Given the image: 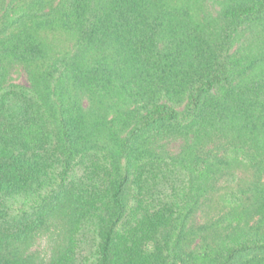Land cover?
Returning a JSON list of instances; mask_svg holds the SVG:
<instances>
[{
  "label": "rangeland",
  "instance_id": "rangeland-1",
  "mask_svg": "<svg viewBox=\"0 0 264 264\" xmlns=\"http://www.w3.org/2000/svg\"><path fill=\"white\" fill-rule=\"evenodd\" d=\"M256 1H164L169 17H164L165 39L157 50L170 59L174 73L160 76L164 83L157 79L152 90L158 95L167 84L170 96L180 100L173 106L181 116L169 126L140 133L136 154L147 149L152 156L141 154L148 163L143 176L148 187L140 203L129 197L124 220L135 226L153 202L156 208L170 200L178 203L173 226L163 231L160 255L148 264H214L224 258L217 253L221 245L238 236L264 235V124L258 118L264 116L258 107L264 103V8L251 15L230 14L234 7ZM50 37L39 56L23 59L7 50L0 59V146L34 154L50 173L59 172L38 189L33 185L0 196V264L18 256L36 264H98V228L93 216H82L81 196L88 198L93 186L100 187L104 169L111 167L108 150L116 145V133H125L119 131L120 116L144 112L138 100L148 84L146 74L143 82L133 73L117 72L126 77L113 73L109 83L80 88L72 80V42ZM57 60L64 63L60 67L66 76L59 87L48 71ZM220 60L228 64L231 84L224 82L225 91L212 92L203 109L187 111L175 81L180 78L187 87L208 64ZM55 92L88 111L84 154L71 163L58 148ZM147 249L156 250L153 241ZM234 264H264V253L242 255Z\"/></svg>",
  "mask_w": 264,
  "mask_h": 264
},
{
  "label": "trees",
  "instance_id": "trees-1",
  "mask_svg": "<svg viewBox=\"0 0 264 264\" xmlns=\"http://www.w3.org/2000/svg\"><path fill=\"white\" fill-rule=\"evenodd\" d=\"M52 1L0 0V59L7 56V50L23 59H26V55L39 56L45 52L44 40L50 35L51 41L72 42V80L80 88L98 86L100 82L109 83L113 73L124 78L126 75H119L124 71L128 75L135 74L143 82V74L149 78L148 84L143 86V97L138 100L144 112L139 114L129 110L126 111L127 117L120 116L122 127L119 131L125 133L122 136L117 133L114 135L116 145L108 150L111 167L104 169L106 176L100 187L93 186L87 193L88 198L81 196L83 202L79 207L83 210L82 216L91 215L95 218L100 238L98 264H148L160 255L161 239H165L163 231L173 226L178 203L170 200L156 208L153 202L149 208H144L145 212L135 222V226H126L124 220L129 210V197H138L140 203L148 187L144 181L148 179L143 178L146 172L144 165L148 163L144 158L141 159V154L149 158L152 156H149L150 151L147 149L136 154V149L138 152L140 150L136 148L140 133L146 130L152 132L156 126H169L181 116L173 106L180 100L170 96L167 84H164L158 95L154 96L152 90L157 79L160 78L164 83L160 76L174 73L170 59L157 50L158 43L165 39L164 17H169L163 8L166 0H58L56 4ZM263 8L264 0H257L253 4L234 7L230 14L233 17L251 15ZM12 27L18 29L17 32L7 31ZM63 64L57 60L48 69L57 87L59 81L66 79L65 70L60 67ZM115 66L118 67L116 72ZM227 73L228 64L220 60L208 64L206 71L191 79L187 87L180 78L176 80L175 83L186 97L185 109L191 113L203 109L212 92L224 90V82L231 84ZM44 80L47 85L51 83L46 74ZM54 96H57V105L54 106L52 117L58 132V148L62 146V151L68 155L67 161L71 163V158L84 154L82 150L88 141V111L77 102H66L58 92ZM161 97L167 100L159 101ZM249 103H253L252 99ZM258 107L264 108V103H259ZM258 115L264 124V116ZM13 149L0 146V196L26 191L33 185L38 189L59 173H50L46 164L41 163L36 155ZM61 176L63 178V174ZM150 241H153L155 251H148ZM254 252L264 253V235L234 238L232 242L218 248L217 253L224 254V258L213 261L214 264H234L240 256ZM8 264L36 263L30 257L18 256ZM41 264H61V261Z\"/></svg>",
  "mask_w": 264,
  "mask_h": 264
}]
</instances>
